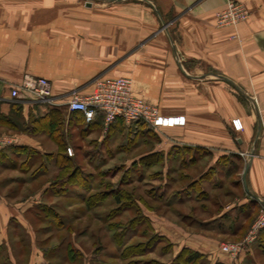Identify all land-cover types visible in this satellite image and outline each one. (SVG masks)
<instances>
[{"label": "crops", "instance_id": "1", "mask_svg": "<svg viewBox=\"0 0 264 264\" xmlns=\"http://www.w3.org/2000/svg\"><path fill=\"white\" fill-rule=\"evenodd\" d=\"M228 1L249 11V19L236 28L217 24L216 15ZM26 76L48 80L58 104L73 92L92 93L98 79L131 78L136 97L162 116L186 119L184 127L159 130L156 151L167 155L175 147H192L205 152L183 171L214 168L212 181L228 182L233 176L227 175L226 159L239 158L242 189L237 183L235 188L243 193L242 174L250 165L252 196L245 191L247 196L212 218L220 221V237H241L243 208L251 201L255 210L264 206V0H0V136L17 140L0 152V190L10 191L0 193V254L8 248V264H19L9 243L12 222L28 227L24 215L46 194L24 201L16 196L20 188L44 179L19 169L18 161L24 158L30 166L33 158L56 156L54 131L48 129L52 111L61 114L64 135L69 126L77 129L70 122L77 114L64 106L13 102L11 91ZM19 96L29 97L24 91ZM67 153L72 155L71 149ZM189 242L183 248L208 253L212 261L211 254L217 255L218 242L206 237ZM261 242L233 264H259ZM219 259L209 264L233 262L222 254ZM26 264L48 262L33 246Z\"/></svg>", "mask_w": 264, "mask_h": 264}, {"label": "rangeland", "instance_id": "2", "mask_svg": "<svg viewBox=\"0 0 264 264\" xmlns=\"http://www.w3.org/2000/svg\"><path fill=\"white\" fill-rule=\"evenodd\" d=\"M107 130L104 126L92 130L79 124L76 130L70 131L68 149H71L76 163L85 173L93 175V187L91 191L70 187L68 193L62 196H53L52 192H47L42 204L29 206L30 211L24 215L28 227L12 222L9 243L19 264L27 263L33 246L44 255L48 264H176L175 259L183 247L190 240L199 237H206L219 244L217 255L211 254L213 261L205 253V257L196 262L209 264V261H220L222 245L237 244L245 240L264 214V206H260L255 217L245 224L247 230L245 229V233L242 230L243 236L220 237L217 233L220 221L212 222V218L219 216L224 207L243 195L240 183V189L235 188L234 183L240 179L237 174L228 182H223L222 190H215V183H210V180L202 182L196 190L191 191L193 200L189 201L186 194L188 182L182 177L187 173L198 178L204 167L198 166L183 172L173 171L171 165L169 168L172 171L164 177L160 173V166L147 169L142 159L144 154L157 148L159 131L140 129L135 125L120 134L110 135ZM23 161H18L19 169H30L35 176H44L33 188L18 190L16 196L24 201L48 191L49 181L57 176L58 168L55 158L45 169L41 158H33L34 165L30 163V166L23 164ZM170 177L174 178L173 182ZM121 181L125 182L121 185L123 190L132 192L133 202L137 201L130 205L129 212H120L111 198L95 206L94 203L89 205V196L102 190L98 189L99 182L120 187ZM166 181L171 184L168 187L170 189L167 188L168 193L184 190L181 195L185 201L181 205L176 204V201L165 205L154 199L159 195L161 183ZM155 191L158 193L154 196L152 193ZM8 192L9 189L0 190L2 194ZM166 196L169 197L170 194ZM45 205L46 208L42 209ZM143 213L148 218L151 229L143 227ZM60 219H63L64 224L60 223ZM135 219L136 223L130 225ZM173 229L180 231V234ZM207 231L211 232L208 236ZM260 232L256 242L260 241ZM144 248H152V252L143 255ZM4 249L6 252L8 248L4 246ZM125 249L127 257L122 258L120 255ZM5 255L7 253L3 254L4 257ZM185 260L186 256L180 259L183 264ZM257 260L259 264H264L262 256L259 255Z\"/></svg>", "mask_w": 264, "mask_h": 264}, {"label": "trees", "instance_id": "3", "mask_svg": "<svg viewBox=\"0 0 264 264\" xmlns=\"http://www.w3.org/2000/svg\"><path fill=\"white\" fill-rule=\"evenodd\" d=\"M77 114V113H76ZM4 119V117H1V119ZM49 118V122H48V129L53 130V134H52V141L55 143L56 147H57V154L56 156L53 157H47L45 158L44 162L42 163L43 168H48V164L52 161L53 158H55L56 164H57V170H58V174L57 176L52 180L49 181V188H47L48 191L47 192H52L53 196H62L66 193H68L69 188H77V189H84L85 191H91L93 184V175L91 174H86L85 171L82 169V167L79 166L78 162L76 163V159L74 157V155H68L67 153V148H68V140L70 139V134H71V127L69 126L68 129V133L67 135H64L63 132V118L61 116V114L58 111H52ZM70 122L75 123V125L79 124H84L86 126V128L88 129H92V130H96L99 128H103V123L102 121L98 120L95 123L92 124H87L84 121V118L81 114H77L75 115L74 119H70ZM134 126V125H133ZM136 127H139L140 129H149V131H153L151 130L146 124L144 123H137L135 124ZM131 129V126H126L124 124V122L120 119H118L116 122H114L113 124H111L108 127L107 133H109L110 135H114V134H120L123 133L124 131H129ZM205 152L202 149L199 148H192V147H175L172 148L169 153L166 155L163 152H158L156 151V149H153L151 151H149L148 153L143 155V163L145 164L146 168H151L156 166H160L161 167V174H164L163 176L165 177L168 172L172 169H170L169 167L172 165L173 166V171H183L184 169H186L185 167H188L189 165L192 164V166H195L197 164V162L199 161V159H202L200 155L204 154ZM229 163V166L231 167V170H229V172L227 173V175L229 176H233V175H239V173H241L242 169H243V162L239 159L236 158L234 161H231L229 158L226 159ZM146 161V163H145ZM224 162V161H223ZM227 164V163H225ZM224 164V165H225ZM177 165V168H176ZM175 166V168H174ZM221 166H223V164H221ZM172 171V170H171ZM184 172V171H183ZM216 169H210L206 172H203L199 174L198 178H193L192 176L188 175L187 173L182 177L183 180H186L188 182L186 188V194H188V198L189 201L193 200L191 198H193V196L190 195L192 190H196V188H198L202 182H206L207 180H210L209 182H214V186L213 188L215 190H222L223 188V182L217 183L215 181H212L211 177L213 175H216ZM102 176L104 177L105 174ZM174 178L170 177V181L173 182ZM124 181H121L119 183L120 187H117V185H113V184H108V183H103V182H99L98 184V189H102L99 192H96L94 194H91L88 198V203L89 205H98L99 203H101L102 201H106L108 198H111L117 205H118V210L120 212H129L131 207L130 205H134V202L137 203V201L133 202V193L129 192L127 190H123V188L121 187ZM238 183L237 185H239L240 180L235 182ZM234 183V184H235ZM241 184V183H240ZM170 182H163L161 183V186L158 188V190L160 191L159 193L157 191H155L154 193H152V195H156V193H158L159 195H157V198L155 197L154 199L157 200L158 202H162L163 204L167 205L169 204L170 201L174 202L176 201V204L181 205L185 199L182 198V195L184 193V190L178 191V192H173V193H168L167 192V188L170 186ZM170 189V188H168ZM162 191V192H161ZM170 196H166V195ZM190 195V196H189ZM244 196H247L246 192H243ZM166 198V199H165ZM198 200V199H197ZM165 201V202H164ZM200 201V200H198ZM145 203V202H144ZM171 203V202H170ZM251 205L245 206L243 208L244 211V218L245 221L243 222V225H240V227H238L240 229L245 230L247 222L251 219H253V217H255L258 209L257 207L256 210L254 209L253 205V201H251ZM222 207V204H219ZM119 206L122 208H119ZM46 205L42 208L45 209ZM138 208V207H137ZM206 210V208H204ZM139 210V208L137 209ZM56 214V213H55ZM57 215V214H56ZM219 215V214H217ZM215 217V216H214ZM138 219V218H136ZM136 219L133 222H130L129 224H133L136 223ZM60 223L64 224L63 219L59 220ZM215 222V221H213ZM143 227L145 226L147 229H151L150 227V222L148 220V218L144 215L143 213ZM141 223V224H142ZM211 223V222H210ZM209 224V223H208ZM206 226V225H205ZM242 227V228H241ZM136 229H138V227H136ZM135 229V230H136ZM139 230V229H138ZM247 230V229H246ZM246 230L244 231V233L246 232ZM244 235V234H243ZM242 235V236H243ZM260 240L262 241L261 243H264V229L260 232ZM119 243V242H118ZM117 245H120L118 244ZM152 249V248H151ZM150 248L146 249L144 248L143 250V255L145 254H149L151 251ZM120 251V250H119ZM118 251L119 255L120 252ZM127 249H125L122 254L120 255V257L125 258L127 257L126 254ZM152 252V251H151ZM6 254V252H4ZM3 253V254H4ZM3 254H0V259L3 261V264H8L9 262V257L8 254L5 255V257L3 256ZM183 256H186V260L184 261V264H196V262H198V260H202L205 256L204 254L200 253V252H196L193 251L189 248H183L179 253L178 256L175 259V263L176 264H183L180 259L183 258ZM5 258V259H4Z\"/></svg>", "mask_w": 264, "mask_h": 264}, {"label": "built area", "instance_id": "4", "mask_svg": "<svg viewBox=\"0 0 264 264\" xmlns=\"http://www.w3.org/2000/svg\"><path fill=\"white\" fill-rule=\"evenodd\" d=\"M249 16V11L243 3L228 1L226 7L217 13L216 20L219 26L236 28L240 23L247 21ZM20 91L26 92L29 97L21 98ZM11 98L13 102L21 104L64 106L70 112L81 114L87 124L100 120L105 128L118 119L122 120L126 126L144 123L155 132L164 128L186 125L184 117L162 116L155 106L136 97L133 93V82L128 77L98 79L94 82L92 93L79 95L73 92L61 104H58L48 80L26 76L20 86L11 91ZM234 126L237 131L243 130L240 120H235ZM16 144L15 138L7 135L0 136V152ZM263 229L264 214L260 216L245 240L237 244L222 245L221 254L232 260H238L256 241L258 233Z\"/></svg>", "mask_w": 264, "mask_h": 264}, {"label": "water", "instance_id": "5", "mask_svg": "<svg viewBox=\"0 0 264 264\" xmlns=\"http://www.w3.org/2000/svg\"><path fill=\"white\" fill-rule=\"evenodd\" d=\"M249 168H250V165H246L245 168H244V171H243V174H242V182H243V186H244V189L245 191L251 195V193L249 192L248 190V187H247V175L249 173ZM252 196V195H251Z\"/></svg>", "mask_w": 264, "mask_h": 264}]
</instances>
